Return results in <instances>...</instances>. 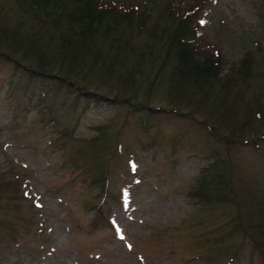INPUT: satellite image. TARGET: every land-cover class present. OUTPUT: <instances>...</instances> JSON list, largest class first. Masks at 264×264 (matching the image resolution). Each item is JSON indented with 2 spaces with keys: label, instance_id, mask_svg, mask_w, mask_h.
Returning <instances> with one entry per match:
<instances>
[{
  "label": "rangeland",
  "instance_id": "obj_1",
  "mask_svg": "<svg viewBox=\"0 0 264 264\" xmlns=\"http://www.w3.org/2000/svg\"><path fill=\"white\" fill-rule=\"evenodd\" d=\"M196 1L107 15L88 92L0 56V264H264V0H199L202 56L168 55L159 11ZM28 13L0 0L21 34Z\"/></svg>",
  "mask_w": 264,
  "mask_h": 264
},
{
  "label": "trees",
  "instance_id": "obj_2",
  "mask_svg": "<svg viewBox=\"0 0 264 264\" xmlns=\"http://www.w3.org/2000/svg\"><path fill=\"white\" fill-rule=\"evenodd\" d=\"M129 3L124 0H17L19 8L29 12L28 17H31L39 30L21 34L19 29H11L0 24V56L24 68L31 77L48 76L52 81H58L68 88L88 92L86 84L77 82L80 73L76 72V69L79 68L81 60L85 61L87 57L96 59L102 54V48L106 43L104 38L111 30V27L104 26L102 22L104 18L113 13L122 17L130 16L127 19L135 25L136 21H140L138 18H145V10L146 12L150 10L152 14L154 6L159 5L160 0H154L151 8H143L139 2L133 5ZM204 3L197 0L184 10L182 6L165 8L162 6L163 9L159 11L162 19L165 20L167 11L170 16L180 13L181 17L173 20L174 24L176 20L179 22L175 28L167 25L159 37V42L167 45L168 55L175 52L184 55L186 59L192 58L196 61L199 58L198 53L201 55L198 52L199 48L193 45L197 34L194 26H197L198 12L204 8ZM128 7H131L129 11ZM130 12H136L138 15L143 12V15L136 19ZM120 40L121 35L113 37V43ZM120 46H126V42L123 44L120 42L114 47L119 51ZM151 52L153 53V50ZM212 52V56L221 57L216 49H212ZM207 58L205 57V60L209 62L210 58ZM118 60L117 57L114 58V62ZM114 62L111 61V68H114ZM213 62L211 61L210 69H214L217 74ZM211 78L212 76L210 81ZM105 179L106 177H103V180ZM104 192L102 201L95 205L97 223L100 219L110 223V210H104L109 194L108 188ZM119 198L122 201L121 193Z\"/></svg>",
  "mask_w": 264,
  "mask_h": 264
},
{
  "label": "snow or ice",
  "instance_id": "obj_3",
  "mask_svg": "<svg viewBox=\"0 0 264 264\" xmlns=\"http://www.w3.org/2000/svg\"><path fill=\"white\" fill-rule=\"evenodd\" d=\"M201 23H204L203 21Z\"/></svg>",
  "mask_w": 264,
  "mask_h": 264
}]
</instances>
